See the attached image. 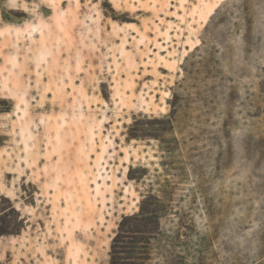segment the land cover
Wrapping results in <instances>:
<instances>
[{
  "label": "rangeland",
  "instance_id": "374dc122",
  "mask_svg": "<svg viewBox=\"0 0 264 264\" xmlns=\"http://www.w3.org/2000/svg\"><path fill=\"white\" fill-rule=\"evenodd\" d=\"M149 195L148 264H264V0H0V264H109Z\"/></svg>",
  "mask_w": 264,
  "mask_h": 264
},
{
  "label": "trees",
  "instance_id": "16d2710c",
  "mask_svg": "<svg viewBox=\"0 0 264 264\" xmlns=\"http://www.w3.org/2000/svg\"><path fill=\"white\" fill-rule=\"evenodd\" d=\"M144 124H151V127L163 124L166 128L149 129ZM173 127L170 119H135L129 128L128 140L157 139L160 133L172 132ZM9 209L12 211V206ZM166 209L164 202L157 196H145L140 211L131 217H124L120 222L111 242L109 264H148L151 260V247L161 233V221ZM10 215L11 212L0 213V237L13 234L8 221Z\"/></svg>",
  "mask_w": 264,
  "mask_h": 264
}]
</instances>
